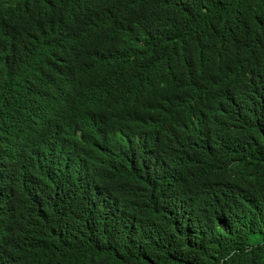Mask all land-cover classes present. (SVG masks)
I'll return each mask as SVG.
<instances>
[{
  "label": "trees",
  "instance_id": "16d2710c",
  "mask_svg": "<svg viewBox=\"0 0 264 264\" xmlns=\"http://www.w3.org/2000/svg\"><path fill=\"white\" fill-rule=\"evenodd\" d=\"M0 264H264V0H0Z\"/></svg>",
  "mask_w": 264,
  "mask_h": 264
},
{
  "label": "rangeland",
  "instance_id": "374dc122",
  "mask_svg": "<svg viewBox=\"0 0 264 264\" xmlns=\"http://www.w3.org/2000/svg\"><path fill=\"white\" fill-rule=\"evenodd\" d=\"M259 240H260V237H254L252 241L253 243H257Z\"/></svg>",
  "mask_w": 264,
  "mask_h": 264
},
{
  "label": "clouds",
  "instance_id": "9594fccd",
  "mask_svg": "<svg viewBox=\"0 0 264 264\" xmlns=\"http://www.w3.org/2000/svg\"><path fill=\"white\" fill-rule=\"evenodd\" d=\"M81 133V131L80 130H78V134H80Z\"/></svg>",
  "mask_w": 264,
  "mask_h": 264
},
{
  "label": "bare ground",
  "instance_id": "6f19581e",
  "mask_svg": "<svg viewBox=\"0 0 264 264\" xmlns=\"http://www.w3.org/2000/svg\"><path fill=\"white\" fill-rule=\"evenodd\" d=\"M21 140V139H20Z\"/></svg>",
  "mask_w": 264,
  "mask_h": 264
}]
</instances>
